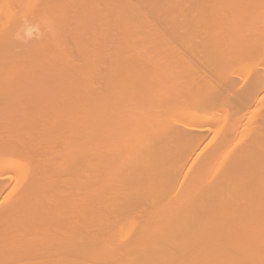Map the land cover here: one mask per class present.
Masks as SVG:
<instances>
[{
    "label": "bare ground",
    "instance_id": "obj_1",
    "mask_svg": "<svg viewBox=\"0 0 264 264\" xmlns=\"http://www.w3.org/2000/svg\"><path fill=\"white\" fill-rule=\"evenodd\" d=\"M175 1L146 4L178 19L166 35L131 0H0V162L26 158L25 190L0 202V264H264V7ZM23 9L55 35L18 45ZM136 27L159 53L124 44L105 67V37ZM21 161L0 164V195ZM129 219L125 239L82 231Z\"/></svg>",
    "mask_w": 264,
    "mask_h": 264
},
{
    "label": "rangeland",
    "instance_id": "obj_2",
    "mask_svg": "<svg viewBox=\"0 0 264 264\" xmlns=\"http://www.w3.org/2000/svg\"><path fill=\"white\" fill-rule=\"evenodd\" d=\"M131 1H133L132 3L133 4H135V5H137L138 3L140 4V5H138L139 6V8L141 7L142 8V11L141 12H143L144 10L147 12L146 14H148V16L150 17L149 18V20L151 21L150 22V24H151V26L152 25H154L153 26V28L154 27H156V29L157 30H161L162 29V31L164 30L165 32L166 31H169L168 30V28H170L171 29V26L173 27L174 25H175V23H177V21H178V19H177V17L179 16V15H174L175 17H176V21H174V19L172 20V19H169L168 20V22H167V24H168V27H167V24L165 25V23H163L162 21H164L165 20V22L167 21L166 20V16H165V14L166 13H164V11H162V9L161 10H155V9H150V7L151 8H153V6H154V8H156V4H154V3H152V4H148L149 2L151 3L152 2V0L151 1H149L148 2V0L146 1L147 3H145V1L143 0V2L141 1V0H131ZM134 1H136V3L134 2ZM138 1V2H137ZM154 2L155 1H157V0H153ZM181 1L182 0H180V1H175V3L177 4V2H178V5H180V4H182L181 3ZM246 1H248V0H246ZM250 1V0H249ZM253 0H251L250 2H252ZM259 1V2H258ZM250 2H249V4H250ZM253 2H255V4L257 5H259V3L260 2H262V4L260 3V5H259V7H261V8H263L264 7V1L263 0H255V1H253ZM252 2V3H253ZM258 2V3H257ZM142 3H144V4H142ZM251 3V4H252ZM146 4L148 5V6H150V7H148V6H146ZM176 4H175V6H176ZM185 4V3H184ZM246 4V3H245ZM254 4V3H253ZM142 5V6H141ZM191 5H194V4H192V2H191ZM195 6V5H194ZM168 7V6H167ZM140 8V9H141ZM169 8V7H168ZM170 8H171V5H170ZM198 8V9H197ZM201 8V7H200ZM199 7H196L195 6V9H194V7L192 8V9H194L193 10V14H199V10L200 11H202L201 9H200ZM144 9V10H143ZM149 9V10H148ZM164 9V8H163ZM197 9V10H196ZM203 9V8H202ZM148 10V11H147ZM166 10V9H165ZM167 10H169V9H167ZM23 11H27L26 9H23L21 12H23ZM144 11V12H145ZM132 14H134V15H132V16H135V12H132ZM145 14V15H146ZM154 16H153V15ZM150 15H152V16H150ZM156 15H158L157 17H156ZM162 16H164V17H162ZM151 17H153V18H151ZM162 17V18H161ZM155 18H156V21H155ZM164 18V19H163ZM179 19H180V17H178ZM159 19V20H158ZM163 19V20H162ZM153 20V21H152ZM173 22H174V25H173ZM163 26V27H162ZM159 28V29H158ZM161 28V29H160ZM165 28L167 29V30H165ZM59 30V29H58ZM135 31H137L138 33H133V35H135V36H133V37H130L129 38V42H128V39H124V38H121V40H120V38H113L112 36H111V38L108 36V37H105V42L103 43L104 45H105V51H104V54H103V56H104V58H105V62H104V66L106 67V62L107 61H109V59H110V57H114V53L115 52H117V53H115V56H117L118 55V57H124L125 56V54L126 53H124V52H126V50H121L120 51V48H126V45L127 44H129V45H136L135 47H137V45L138 46H140V48H139V50H137L138 51V53H142V52H144V51H146L147 52V54H148V51H149V53L150 54H152L151 53V51L154 53V54H158L159 53V51H158V49H159V47L156 49L155 47L154 48H150L151 50H145L144 48H146L147 47V45L148 44H153L154 42H155V44L154 45H158V43H160V42H158L157 44H156V41H154V40H152L151 38H155L154 37V33H152V36L153 37H151V35H149V37H146L145 35H143V33H142V31L141 30H143V28L141 29V28H139V27H136L135 29H134ZM60 31V30H59ZM141 31V32H140ZM163 31V32H164ZM160 32V31H159ZM66 33V32H65ZM131 33H132V31H131ZM157 33V32H156ZM169 33V32H168ZM137 34V35H136ZM59 35V34H58ZM63 35H64V33H63ZM143 35V36H142ZM166 35H167V32H166ZM117 39H119L118 41H119V43L117 42ZM135 39V40H134ZM157 38H155V40H156ZM159 39V38H158ZM157 39V41H159ZM165 39V38H164ZM173 39V38H172ZM172 39L170 40V38H168L167 39V41H171V43H172V46L174 45V46H176L175 47V49L177 48V46L178 47H181V44H182V41H181V39H173V41H172ZM109 40H110V42H109ZM123 40V41H122ZM134 40V41H133ZM151 41H154V42H152L151 43ZM194 40H192V42H193ZM121 42V43H120ZM131 42V43H130ZM139 42V43H138ZM178 43H180V44H178ZM110 44V45H109ZM116 44V45H115ZM118 44V45H117ZM124 44H126L125 46H123ZM169 45H170V43H168ZM178 44V45H177ZM120 45V46H119ZM128 45V46H129ZM159 45H161V44H159ZM180 45V46H179ZM117 46V47H116ZM119 46V47H118ZM150 46H152V45H150ZM171 46V45H170ZM110 49H109V48ZM143 47V48H142ZM108 48V49H107ZM117 48H119V49H117ZM116 49V50H115ZM178 49V48H177ZM161 50H162V48H161ZM160 50V51H161ZM137 51H134V52H137ZM142 51V52H141ZM180 51V48L178 49V52ZM192 51H194V50H192ZM118 52H119V54H118ZM146 52H144L143 54H145V55H147L146 54ZM162 52L163 53H166V51L165 50H162ZM177 52V51H176ZM128 53V52H127ZM130 53V52H129ZM161 54V53H160ZM144 55V56H145ZM149 55V54H148ZM109 56V57H108ZM146 57V56H145ZM145 57H143V58H145ZM109 58V59H108ZM108 59V60H107ZM107 66L109 67V63L107 64ZM243 69H245L246 68V65L243 63L242 65H240ZM240 66H239V68H240ZM241 68V69H242ZM105 69V68H104ZM105 70H108L107 68L105 69ZM119 71V70H118ZM105 72V71H104ZM120 72V71H119ZM119 72H118V75H117V78L119 77ZM241 72V71H240ZM243 72H244V74H245V72L247 73V70L245 69V71L243 70ZM121 73V75H122V72H120ZM109 74V73H108ZM113 75V74H112ZM107 76H109V75H107V71H106V73H105V76H103V78L104 77H106L107 78ZM110 77V76H109ZM112 78H108V79H110V81L113 79V76H111ZM108 79H106L107 81H108ZM107 81H105V79H103V81H102V83L104 82V84H106L105 82H107ZM108 83V82H107ZM263 92V91H262ZM262 94H264V93H261V95ZM45 107H47L46 105H44ZM44 106H42V108H41V106L40 107H37V109H39V110H35L34 112H36V113H42V112H44V111H46V108L44 107ZM44 108V109H43ZM34 109H36V107H34L33 108V110ZM252 109V108H251ZM41 118V119H40ZM38 119H40L39 120V122L40 123H42L43 122V125H45V122H46V120L43 118V117H38L36 120H29L33 125H35L36 124V122H37V120ZM28 120V119H27ZM26 121V119L25 120H23V121H21V122H19L18 123V125H20L21 126V128L23 129V132H26L27 131V133L29 132V133H31V134H34V133H32L33 131L34 132H36V130L37 131H40V129H42V128H44L45 126H43V125H38L39 123H37L36 125L37 126H33L31 123H29V122H25ZM45 121V122H44ZM51 121H48V123H50ZM223 122V121H222ZM227 122V121H226ZM27 123V124H26ZM29 123V124H28ZM4 124V123H3ZM3 124L2 123H0V127H2V128H4V130L3 129H1V130H3V132H6L5 130H6V126H5V124H4V126L5 127H3ZM31 124V125H30ZM225 122H223V124L221 125V127L223 126V127H225L226 128V126H225ZM13 125H17V124H13ZM24 126H25V129H24ZM29 126V127H28ZM31 126V127H30ZM32 126L34 127L33 129H32ZM40 126V127H39ZM213 126H214V128H213ZM228 126V125H227ZM8 127V126H7ZM37 127V129H35ZM39 127V128H38ZM212 129V131H210V132H208V139H211V138H215V139H217L218 138V136H222V134H224V131H225V129H223V127H222V132L223 133H221V131H220V125H211L210 126ZM30 130V129H32V130H30V131H28V130ZM0 130V134H4L2 131ZM25 130V131H24ZM245 130V129H244ZM243 130V134H245L248 130H247V128H246V131H244ZM215 131V132H214ZM218 131H219V134L220 135H218L217 133H218ZM218 136H217V135ZM247 134H249V133H247ZM217 137H216V136ZM248 136V135H247ZM210 137V138H209ZM213 138V139H214ZM10 156V157H9ZM11 156H13V157H11ZM4 159L3 160H1V162H0V164L1 165H9V164H14V163H16L17 162V160L18 161H21V159H19V157L21 158L22 157V155H9V154H6V155H4ZM9 157V158H8ZM14 157H18L17 159L16 158H14ZM8 158V159H7ZM14 158V159H13ZM22 158H25L24 156L22 157ZM16 159V160H15ZM26 159V158H25ZM5 160V161H4ZM15 161V162H14ZM23 161V160H22ZM22 161L19 163V165L16 167V169H14V170H12V173L11 174H14L15 176L13 177V179L11 178V180H10V178H9V186H8V188L2 193V195H0V202L2 201L3 202V200H8V198H10V196H11V198L12 197H14V196H16L18 193H22L24 190H25V188H23L22 186H24V185H22V183H19V185H18V190L17 189H14V187L16 188V185H17V183H18V181H19V179H18V177L19 176H21V175H18L19 173H18V171H20V173L22 174V173H25L24 171H26L25 169H23V167H22ZM4 162H5V164H4ZM24 162V161H23ZM18 164V163H17ZM30 164H33L32 162H30ZM21 165V166H20ZM20 166V167H19ZM32 166V165H31ZM21 167H22V169H21ZM7 172H9V171H6L5 173H7ZM10 172H11V170H10ZM9 172V173H10ZM15 173H17V174H15ZM17 175V176H16ZM17 179V180H16ZM16 182V185L14 186V183ZM22 185V186H21ZM19 186H21V188H19ZM13 187V188H12ZM10 188V189H9ZM8 189H9V191H8ZM12 189H13V191H12ZM12 191V192H11ZM6 192H8V193H6ZM14 192V193H13ZM5 193V194H4ZM11 193V194H10ZM3 194H4V196H3ZM10 194V195H9ZM9 195V196H8ZM14 195V196H13ZM97 221V222H96ZM96 221H94L93 220V222H94V224H93V222L91 221V222H88V221H86V222H88V223H86V225L85 226H83V228H82V231L84 232V235L86 236V239L87 240H89L88 242H90V243H93L92 242V238H93V241L95 240V241H97L98 239L97 238H100V237H102V238H100L99 240H102L103 238L104 239H106V238H111V239H118L117 237H119V239H125V237H131V235L132 234H136V232L138 231V228L136 227L137 225L134 223V222H130L131 220L129 219V220H127L126 221V223H123L122 221V223H123V225H121V223L120 222H118V223H115V224H111V226H110V224H105V222L103 221L102 222V220H100V221H98V220H96ZM99 222V223H98ZM131 223L130 225H128V223ZM104 223V224H103ZM133 223V224H132ZM103 226H102V225ZM125 224V225H124ZM101 225V226H100ZM107 226V228L105 229V226ZM109 225V226H108ZM113 225H115V226H113ZM121 226V227H119V226ZM127 225H128V227H127ZM133 225H135L134 227H133V229L130 231V229H131V227L133 226ZM89 226V227H88ZM94 226V227H93ZM95 226H96V228H95ZM126 226V227H125ZM86 227V229H84ZM100 229H99V228ZM111 227V228H110ZM125 227V228H124ZM87 228H89V229H87ZM93 228H95V229H93ZM119 228H121V229H119ZM123 228H124V230H123ZM84 229V230H83ZM125 229H126V231H125ZM128 229V230H127ZM193 228H191V230L189 231V232H187V231H184V229H183V231H181L182 233H184L185 232V235L186 234H189V233H191L192 235H194V233L195 232H197V229H196V231H195V228H194V231L192 230ZM112 230V231H111ZM121 230V232H119ZM186 230V229H185ZM95 231V232H94ZM117 231V232H116ZM130 233H129V232ZM192 231L194 232V233H192ZM93 232V233H92ZM97 232V233H96ZM118 232H119V234H118ZM98 233H100V234H98ZM127 235H125V234ZM91 234V235H90ZM110 234V235H109ZM118 234V235H117ZM122 234V235H121ZM128 234H130V235H128ZM191 234H190V236H191ZM196 234V237H197V233H195ZM96 235V236H95ZM98 235V236H97ZM103 235V236H102ZM105 235V236H104ZM106 235H107V237H106ZM109 235V236H108ZM123 235H125V236H123ZM134 235H132V236H134ZM183 235V234H182ZM199 235V234H198ZM92 236V237H91ZM117 236V237H116ZM120 236H123L122 238L120 237ZM195 236V235H194ZM97 237V238H96ZM195 237V238H196ZM89 238V239H88ZM118 239V240H119ZM103 241V240H102Z\"/></svg>",
    "mask_w": 264,
    "mask_h": 264
},
{
    "label": "clouds",
    "instance_id": "obj_3",
    "mask_svg": "<svg viewBox=\"0 0 264 264\" xmlns=\"http://www.w3.org/2000/svg\"><path fill=\"white\" fill-rule=\"evenodd\" d=\"M20 23L12 34V39L18 45H27L33 41H39L45 37L54 36L56 21L47 13L34 15L30 10L19 14Z\"/></svg>",
    "mask_w": 264,
    "mask_h": 264
}]
</instances>
